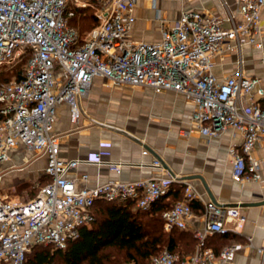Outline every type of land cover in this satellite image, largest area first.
Returning a JSON list of instances; mask_svg holds the SVG:
<instances>
[{
  "label": "built area",
  "instance_id": "obj_1",
  "mask_svg": "<svg viewBox=\"0 0 264 264\" xmlns=\"http://www.w3.org/2000/svg\"><path fill=\"white\" fill-rule=\"evenodd\" d=\"M136 2L0 0V68L29 54L22 77L0 84V165L10 160L13 149L21 147L34 157L45 158L48 180L28 200L12 199L0 188V264H25L27 254L40 244L66 248L81 227L95 221L93 207L98 200H131L136 208L149 210L173 182H180L154 157L137 166L161 169L163 176L88 186V174L76 172L81 164L119 171L128 163L105 162L104 150L85 159L59 157L60 139L52 133L56 107L66 103L71 120L77 122L79 102L88 97L96 77L111 85L183 95L193 105L191 123L202 136L219 138L228 131L240 135L238 145L228 150L234 181L261 180L262 159L253 151L264 147V83L243 72L241 51L246 45L262 46L264 0H237L238 21L225 0H220L225 17L182 9L177 19L166 24L159 14L160 39L153 42L132 38ZM86 8L93 10L97 24L80 36L70 21L77 10ZM224 22L229 25L225 27ZM230 52L238 55L237 68L219 79L215 58ZM191 131L181 134L189 136ZM141 144V154H148L147 145ZM3 174L1 169L0 182ZM196 198L199 194L185 181L184 198L161 214L164 231L187 229L194 217L190 201ZM203 218V228L193 231L197 244L191 254L182 256L166 249L153 255L150 264H233L238 253L254 248L251 236L218 252L203 245L216 233H242L246 217L238 206L205 201ZM255 250L264 264V245Z\"/></svg>",
  "mask_w": 264,
  "mask_h": 264
},
{
  "label": "crops",
  "instance_id": "obj_2",
  "mask_svg": "<svg viewBox=\"0 0 264 264\" xmlns=\"http://www.w3.org/2000/svg\"><path fill=\"white\" fill-rule=\"evenodd\" d=\"M225 2L227 10L238 21L237 0ZM182 9L226 16L220 0H137L132 38L145 42L159 40L157 15L160 14L166 19V24H170L179 17ZM262 17L264 20V12ZM228 25L224 22L225 27ZM261 40V48L244 46L241 57L243 72L259 77L264 83V29ZM237 58L238 55L232 52L218 55L214 67L216 76L223 79L232 74L237 68ZM79 108L80 117L73 122L66 103L56 107L52 133L60 139L59 157L64 160L85 159L92 152L104 150L105 162L130 164L123 165L119 171H112L106 165L81 164L76 172L88 174V186L110 180L131 182L163 176L161 169L137 166L140 162L148 164L154 157L159 158L181 179L180 182H173L167 193L159 198V205L155 207L161 209V214L184 198L185 181L190 182L200 196L190 201L194 217L189 220L187 229H183L185 231L193 234L194 230L203 228L205 201L238 206L246 217L241 234L244 241L246 236L252 237L254 248L238 253L233 264H260L255 248L264 245V147L253 151L262 159L261 180L240 184L231 176L228 152L231 146L238 145L240 135L228 131L219 138L202 136L191 123L192 103L179 93H156L148 87L116 86L96 77L88 97L80 100ZM186 129L192 130L189 136L181 134ZM102 142L109 143V146L102 148ZM142 142L149 149L146 155L141 154ZM28 163V166H39L44 175L45 158L34 157L21 147L11 151L10 160L1 164L0 170H3L4 176L8 172L22 170ZM77 184L81 185L80 182Z\"/></svg>",
  "mask_w": 264,
  "mask_h": 264
},
{
  "label": "trees",
  "instance_id": "obj_3",
  "mask_svg": "<svg viewBox=\"0 0 264 264\" xmlns=\"http://www.w3.org/2000/svg\"><path fill=\"white\" fill-rule=\"evenodd\" d=\"M70 24L76 26L80 36H83L97 24V19L91 8L79 9ZM25 55L26 66L29 54H24L19 60ZM22 73L17 72L16 80L22 77ZM2 75L4 74L0 73V80L8 83L9 81L2 79ZM47 181L45 176V181L40 186ZM160 199L149 210L136 208L131 200H98L93 207L95 221L81 227L78 237L70 240L66 248L36 245L27 254L25 264H119V255H114L113 250L123 252L128 261L150 264L151 257L158 254L161 248L182 256L191 253L197 240L190 231H164L161 209L155 207L159 205ZM229 241L243 242L244 237L233 232L216 233L207 237L203 245L218 252L223 246L232 243H227Z\"/></svg>",
  "mask_w": 264,
  "mask_h": 264
},
{
  "label": "rangeland",
  "instance_id": "obj_4",
  "mask_svg": "<svg viewBox=\"0 0 264 264\" xmlns=\"http://www.w3.org/2000/svg\"><path fill=\"white\" fill-rule=\"evenodd\" d=\"M26 58L27 55H25V57H23L21 60L16 61L13 65L5 67V69L0 68V73L4 74L2 75V79L9 82L15 81L17 78V72L21 74L23 72V69L25 68ZM0 82H2V80H0ZM28 165H30V163L23 166L22 170L8 172L1 178L0 188L3 192L7 193L10 198L18 200H28L37 194L40 185L45 181V176L39 170V166L35 167ZM230 242L232 241H229L227 243ZM164 250H166V248H161L158 253H161ZM113 254L119 255V264L131 263V261H128L124 258L123 252L113 250Z\"/></svg>",
  "mask_w": 264,
  "mask_h": 264
}]
</instances>
